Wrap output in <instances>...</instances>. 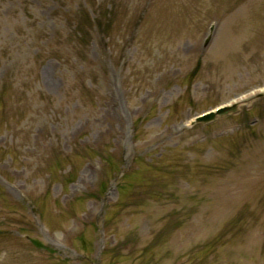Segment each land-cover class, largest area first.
I'll use <instances>...</instances> for the list:
<instances>
[{"label": "rangeland", "instance_id": "1", "mask_svg": "<svg viewBox=\"0 0 264 264\" xmlns=\"http://www.w3.org/2000/svg\"><path fill=\"white\" fill-rule=\"evenodd\" d=\"M263 87L264 0H0V264H264Z\"/></svg>", "mask_w": 264, "mask_h": 264}, {"label": "water", "instance_id": "2", "mask_svg": "<svg viewBox=\"0 0 264 264\" xmlns=\"http://www.w3.org/2000/svg\"><path fill=\"white\" fill-rule=\"evenodd\" d=\"M207 118H209V117H207ZM210 118H211V116H210Z\"/></svg>", "mask_w": 264, "mask_h": 264}]
</instances>
